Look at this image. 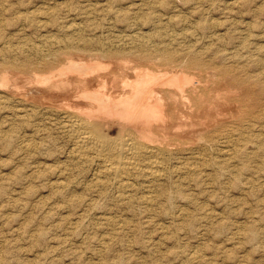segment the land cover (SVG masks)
I'll return each mask as SVG.
<instances>
[{"label":"bare ground","instance_id":"1","mask_svg":"<svg viewBox=\"0 0 264 264\" xmlns=\"http://www.w3.org/2000/svg\"><path fill=\"white\" fill-rule=\"evenodd\" d=\"M141 1L142 3L138 2L128 10L129 16L126 17L122 13L126 11L122 9V18L118 17L120 14H116L114 18H109L112 21H104L103 26L98 25L97 20L92 17L91 9L83 12L86 17L79 21L69 19L61 22L58 20L60 16L53 18L57 29L54 33L49 31V37L44 33L46 37L43 39L47 48L43 47L44 45H41V48L36 43L31 46L24 43L12 45L8 41L10 45L7 43L8 47L1 52L0 102L4 107L11 109L10 113L7 112V115L2 117H5V122L9 121L6 125L10 124V127L17 125V122H25V125L30 126L26 129L30 133L23 135L25 137L21 146L29 151L45 149L48 161L43 164L51 175L46 182L49 189L53 190V195L65 204L66 200L76 201L80 197L79 191L76 194L68 190L77 174H89V180L85 183L91 189L89 192L96 191L98 199L108 197L109 191H113L112 195L118 197L121 204L138 200L152 208L150 205L153 204L168 205L175 198L192 202L197 193L207 192L209 198L216 194L222 195L227 187L235 186L243 174L252 169L251 160L257 154L264 159V58L258 48L248 47L250 43H246V29L233 27V23L220 28V22L215 23L213 19L208 20L209 22H190L186 15L175 14L176 10L167 16H162L157 10L141 15L139 11L145 8L143 0ZM207 2L208 0H195L194 6L190 7L193 12L190 13L199 11V6L202 9V5ZM235 3L234 0L227 2L223 7L224 12L235 7ZM41 7L44 8V5ZM31 10L37 12L36 9ZM48 10L45 11L52 16L53 12ZM230 13L232 12L228 14ZM145 14L146 18L152 19H148L144 24ZM23 15L24 11L21 16ZM124 19H129V22L122 21ZM116 21L120 22L122 27L115 29L116 24H119ZM249 32L252 35L251 31ZM0 123L2 124V120ZM12 129L6 130V133L14 130ZM53 156L55 159H52ZM255 171L258 172L257 169ZM200 185L206 186L195 191L194 186L198 189ZM187 187L194 188V191ZM61 201L57 205L62 206ZM100 201L102 200H99V203ZM183 208L174 215L184 219L191 217L188 214L190 211L187 212ZM205 208L203 210L207 209ZM152 210L154 212V209ZM146 211L148 213L149 210ZM86 213L83 210L78 214ZM142 214L141 217L147 215ZM218 214L220 213L216 216ZM100 215L103 223L116 235L118 229H124L127 225L122 217L118 219ZM152 217L154 218V215ZM206 219L210 222V218ZM182 221L180 220L181 223ZM233 236L231 234L232 238ZM107 238L112 242L114 235L111 234ZM203 255L195 251L189 254L188 258L196 262L195 264H200L205 259ZM188 258L186 257V260Z\"/></svg>","mask_w":264,"mask_h":264},{"label":"rangeland","instance_id":"2","mask_svg":"<svg viewBox=\"0 0 264 264\" xmlns=\"http://www.w3.org/2000/svg\"><path fill=\"white\" fill-rule=\"evenodd\" d=\"M59 1L60 0L58 1L57 0H31V1L1 0L0 26L1 25L2 26L0 27V32L1 34L2 33L3 34H2V38L0 34V47H1L0 60L2 55L1 52H3L8 47V45H6L8 41L12 45L13 44L18 45L24 43L25 45L28 44V46H31L34 45V43H36V45L37 46L40 45L41 48H42L41 45H44L43 47L47 48L46 47L47 45L43 38H45L46 36L49 37L50 34L54 33L55 29H57V25L52 21L53 18L57 19L60 16V19L58 20H60L61 22L62 20L67 21L69 19L70 20L74 19L79 21L86 17V15L84 16L83 12H85L88 9H91L93 15L91 16L97 20L96 22L98 23V25H102V24L104 25L105 22L107 23L108 21H112V19L109 20V18L111 17L114 18V15L116 14H120L118 15L119 18H122L123 14H125L126 17L129 16V11L134 7V5L137 4L138 2L142 3L141 0H127L128 2L125 0H114L115 2L113 0H111V2H107L109 0H104V1L77 0L80 4H78L76 0H71V2L70 0H64V1L61 0L60 2ZM194 1L195 0L193 1L192 0H183V1L182 0L180 1L179 0H163V1L143 0L145 4V8L143 9L145 10L142 9L139 12L142 15L145 12L148 11L156 12L157 10V12L161 13L162 16H167L169 14L175 13L173 12V10H176L175 14H180V15L184 14L182 16L186 15L188 18L187 20L188 21L191 20L190 22L204 21V20L211 21L213 19L215 23L220 22L219 23L220 28L225 26L228 27L229 23H233L235 24L233 27H236L238 29L241 28L246 29L245 33H248V36L246 38V43L247 42L250 43L248 47L250 49L258 48L261 57L264 58V48H263L264 46H262L264 45L263 43L264 42V35H263L264 34L263 32L264 31V0H240V1L234 0L236 3L233 5L235 7H232L233 10L231 9L225 12H224L225 9H223L224 5L227 2L233 0H217L218 2L216 0L213 1L208 0V2L206 3L207 5L206 4L202 5V9L201 6H199L198 8L199 11L190 13L192 11L190 7L194 6L193 4ZM69 2L72 5L71 7ZM157 3H159V5H157ZM41 4L44 5L45 9L41 7L42 6ZM62 4L63 6L65 5L66 8L63 7ZM94 4H96L95 6L97 7H95ZM160 4H162L163 6ZM51 5H53L54 7L52 8ZM110 5L111 8H109ZM213 5L215 6V8ZM237 5H239L240 7H238ZM8 6L11 7L9 8ZM84 7H86L85 10ZM107 7L109 10L107 9ZM207 7L210 8L208 9ZM261 7L263 10L261 9ZM48 8H50L49 10L53 12L52 16L49 13L48 15L47 11H45L46 9L48 10ZM59 8L61 10H59ZM31 9H36L37 12ZM53 9L54 10L56 9L55 12ZM99 9L102 10V12ZM122 9L123 11H126V13L122 12ZM23 11H24V15L21 16L23 14ZM42 11L46 14L42 13ZM209 11L212 12L210 13ZM214 11H216V13ZM34 12H36V15ZM38 12L39 14H37ZM229 12L232 13L228 14ZM240 12H244V13H240ZM65 13L68 15H65ZM12 14L13 16L15 15L16 17L18 15L19 16L16 18L13 17ZM25 14H27L26 15L27 17H25ZM28 14L29 15L32 14L31 17ZM147 14H145L144 24L148 22V19H150V18H146ZM226 14L228 15L225 17ZM255 14L256 15L259 14V15L256 16ZM47 15L51 17H48ZM47 17L49 20L47 19ZM104 17L105 19H103ZM41 20L43 21L40 22ZM122 21L129 22V19L126 20L124 19ZM234 21H238V22L234 23ZM47 22L49 23V25ZM245 22H247L248 24L247 23L245 24ZM40 23H42V25ZM43 23H47V24H43ZM116 23L119 24H116L115 29L122 27V24H120V22L116 21ZM252 23H255L256 25ZM21 26L23 29L20 28ZM27 27L28 28L31 27V29H27ZM252 27H257V29ZM258 27L260 28L258 29ZM248 30L251 31L252 35H250V32ZM12 33H14V35ZM44 33H47L45 34L46 35L45 37H44ZM10 35L12 36L13 39L11 38ZM25 37H27L28 39ZM9 38H11L12 40L11 39L9 40ZM24 40L27 41L25 42ZM10 43L8 44L10 45ZM1 103L2 102H0L1 105L0 122L2 120V124H4L5 126L3 125L2 127H0L2 130V131L0 130L1 131L0 132V264H141V263L142 264L144 263L145 264H180V263L190 264V262L192 264H195L196 262H193L188 258L189 254L195 251L204 254L203 258L205 259L203 260V262H201L202 264H264V165H263L264 159H262L263 157H258L257 154V156L251 160L252 169L245 172L241 177V180L238 183H236V185L234 184L235 186L230 185V187H227L226 192L228 195L225 192L224 194H222L223 196L226 194L224 197H222V195L220 194H216L214 196H211L212 198H209L210 197L208 195L209 193L205 192L200 194L197 193L195 195L196 197L194 201H197V203L194 201L189 202L188 200H183L182 198H178V199L175 198L176 201L173 199L174 201H171L168 205L166 204L163 206L162 204L161 205L153 204L150 205V207L152 208H149L144 203L141 204L140 202H138V200L136 201L133 200L128 204H126L127 202L125 201L121 204L119 198L118 197L116 198V196L112 195L114 194L113 191H109L110 194L108 197L105 198L99 197L100 199H98V196H96L95 194L96 191L92 190V192H89L91 191V189L88 188L87 183H85L89 180L90 177L88 176L89 174L88 175L77 174V178L75 179L76 183L75 180L73 181L74 183L71 182L72 187L70 186L68 190H70L71 193L74 191L76 194H78L79 191L78 195H80V197H78L76 201L66 200V204H65L64 202L59 200L57 196L53 195L54 194L53 190L49 189L50 187L48 185V182H46L51 175L48 174L43 164V162L48 161L46 160L48 156H46L44 153L45 149H40L38 151L24 150V148L21 146V141L25 136L28 135V133H30L29 130H26L30 126L28 124L25 125L26 124L25 122L23 123L17 122L18 126L14 124L19 129L18 128L14 129L15 127L14 125H13L14 127L13 126L10 127V124L6 125V123L9 121L5 122L4 120L5 117L3 119L2 116L7 115V112L10 113L11 109L4 107V105ZM2 124L0 123V125ZM11 128L14 129V130L12 129L13 131H10L11 133L14 134V136L10 132L6 133L7 132L6 130H10ZM4 132L6 134H4ZM5 143H7V145ZM52 159H55V157L53 156ZM256 160H259L260 162ZM255 161L257 162V165H255L256 164ZM256 169L258 172L255 171ZM35 173L36 174L38 173L39 175L37 174L36 176ZM250 178H252L251 181ZM242 180L244 183L241 182ZM256 181L257 183H255ZM247 183L248 184L252 183V184L248 185ZM242 184L245 185L243 186ZM203 186L206 185H202V186L200 185L198 186V189L196 188V186H194L195 191L200 190L201 188H203ZM74 187H76L77 189ZM85 188H87L88 191ZM187 188H189V190L191 189L190 187ZM194 188L191 190L194 191ZM48 193L49 194L52 193V195H49ZM99 200L102 201L104 200L103 202L100 201L101 203H103L102 205L101 203H99ZM203 200H207V201H203ZM59 201H61L60 203L62 204V206L57 205ZM95 202L96 204H94ZM131 203H136V204L133 205ZM92 205H95L96 207ZM142 205H144V207ZM208 205L209 207L211 208L213 207V208L211 209L207 207ZM202 206H204L203 209L206 207L208 210L206 208H205L206 210H203ZM160 208L162 209L160 210ZM165 208H167L168 210ZM182 208L187 210V212L190 211L188 213L191 216V217L188 216L189 219L188 217H185L184 219L181 216L180 218L178 215H174L177 214ZM82 209L85 210V213L87 212L89 214L86 213L84 215H79L78 213L79 211L80 212L83 211ZM152 209H154V212ZM146 210H149L148 213ZM176 210L177 212H175ZM138 211H140L139 212L140 214L138 213ZM158 211L159 214H157ZM203 211H205L204 214L209 217H206L202 213ZM208 211H210V213H212L213 216L215 217H213ZM141 212L147 215H143ZM218 212L220 214L216 216ZM100 214L103 215L107 214L106 216H112L118 219L122 217L121 219L127 221V223L125 221L124 224L127 225L130 224V226L128 225V227H126L127 225L126 226L124 225L125 226L123 227L124 229L122 228L118 229L119 235L118 234L116 235L103 223L101 218L102 215ZM141 214L143 215L142 217L140 216ZM151 214L154 215V218L152 217L153 215ZM148 216L151 218H149ZM204 216L206 218H210L208 219L210 220V222L207 221V219L204 218ZM125 217L127 218L125 219ZM153 219H157V220L155 221ZM167 220L169 221L167 222ZM180 220L181 221L183 220L182 222L184 224L181 223ZM72 223L73 225H71ZM149 223L150 224L154 223V224L150 225ZM157 223L161 225H158ZM131 224H133L134 226ZM167 224L170 226H168ZM236 224H238V226ZM102 225L106 227H103ZM221 225L223 227H221ZM158 226H160L162 229ZM72 229H74V231H72ZM105 230H107L108 232ZM128 230H130V232ZM165 231L167 232L165 233ZM121 232L123 234H121ZM155 232H158V234L156 233L157 234L156 235ZM110 233L114 235V238L111 239L113 240L112 242L109 241V239L107 238L111 236ZM231 234L232 236L234 235L233 236L234 238L231 237ZM236 234H238L237 236L239 238L236 237ZM117 236L119 237L121 236V237L120 238L118 237L117 239ZM154 236H158V237H154ZM160 238L164 240L162 241V239ZM149 240L151 244L150 243L148 244ZM158 245H160V247H158ZM186 251L187 253L185 254L184 252ZM162 253L164 254L163 256L161 255ZM186 257L188 258L187 260H189V262H187Z\"/></svg>","mask_w":264,"mask_h":264}]
</instances>
